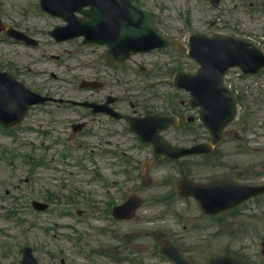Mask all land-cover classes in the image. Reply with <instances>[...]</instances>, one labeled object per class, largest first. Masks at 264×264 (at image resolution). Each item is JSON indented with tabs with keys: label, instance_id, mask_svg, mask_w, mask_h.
Wrapping results in <instances>:
<instances>
[{
	"label": "rangeland",
	"instance_id": "rangeland-1",
	"mask_svg": "<svg viewBox=\"0 0 264 264\" xmlns=\"http://www.w3.org/2000/svg\"><path fill=\"white\" fill-rule=\"evenodd\" d=\"M137 1L154 12L173 44L114 65L105 58L104 46L84 45L82 38L58 42L49 35L50 29L65 21L45 13L39 0H0L4 22L39 41L28 45L0 33V65L40 93L78 100H101L112 93L119 96L117 106L123 112L137 110L133 103L140 112L170 111L183 96L171 84L175 70L197 68L183 50L188 36L207 31L217 17L220 29L240 21L259 35L258 29L252 31L257 28L253 18L262 14L264 0H222L218 8L210 0ZM83 79L106 84L83 88ZM259 112L264 121V107ZM76 122L87 124L75 131L72 124ZM247 132L251 149L236 152L238 142L228 138L216 154L230 165L256 164L259 174L255 170L250 178L262 181L264 124L259 129L255 122ZM200 136L207 137L203 130ZM110 137L115 142L108 144ZM169 137L178 142L188 139L178 131ZM132 143L123 121L52 103L33 107L14 133L0 128V264H20L23 244L33 247L40 262L52 264H173L156 252L163 240L181 245L202 264L226 253L264 264V199L212 219L201 214L193 199L186 203L173 199L168 204L154 201V196L172 189L175 165L156 161L148 148L129 149ZM128 151L137 157L131 161ZM197 163L192 165L195 177L213 175ZM167 176L171 181L160 184ZM132 192L147 201L133 220L116 221L111 216L112 204L121 203ZM33 199L50 203V208L34 210ZM10 207L14 209L7 213ZM79 208L84 210L81 215L76 213Z\"/></svg>",
	"mask_w": 264,
	"mask_h": 264
},
{
	"label": "water",
	"instance_id": "water-1",
	"mask_svg": "<svg viewBox=\"0 0 264 264\" xmlns=\"http://www.w3.org/2000/svg\"><path fill=\"white\" fill-rule=\"evenodd\" d=\"M89 9H84L85 6ZM44 9L53 14L62 16L69 24L63 29L68 30L67 36H76L84 34L87 40L108 42L112 49L111 53L116 54L119 58L128 56L131 50H150L156 46L165 45L166 42L161 37L158 28L153 19L142 11L138 5H132L129 0H42ZM76 11H81L84 18L75 16ZM56 36H61L58 31L54 32ZM67 34V33H65ZM62 37V36H61ZM62 38H67L63 36ZM61 38V39H62ZM144 40V42H143ZM143 42V43H142ZM190 44L191 52H195L202 58L204 67L198 78L203 85L216 80V74L213 72L212 66L218 69L217 80L221 79L220 70L227 68L230 64L236 63L238 60L231 53L238 48L231 41L216 42L217 49H226L230 53H224L222 57L220 53L217 54V62L213 58V50L209 48L211 41L209 36L194 35L191 38ZM198 44L204 46V49H198ZM223 44L229 47H221ZM233 50V51H232ZM232 55V56H231ZM242 67H248V70H256L257 68L250 67V63H238ZM262 66L264 62L260 63ZM184 81L182 75H178L177 82ZM204 98L208 100L206 92ZM40 96L30 92L21 83L13 79L8 72L0 71V121L6 126H13L18 123L25 114L26 109L32 103L42 101ZM212 106L205 112L207 121L213 123L214 121L222 120L225 115V120H229L233 115L234 106L225 108L223 103L217 104V99L210 98ZM217 104V107L215 106ZM156 117H149L147 119L138 120L132 123V128L142 132L148 131L157 133L161 127H155L154 122ZM158 118V117H157ZM165 125L162 124V127ZM163 141H156V145L161 148ZM164 251H168L176 261L177 264H195L184 253L177 248L164 246ZM214 264H249L241 262L232 257L219 258L213 260Z\"/></svg>",
	"mask_w": 264,
	"mask_h": 264
},
{
	"label": "flooded vegetation",
	"instance_id": "flooded-vegetation-1",
	"mask_svg": "<svg viewBox=\"0 0 264 264\" xmlns=\"http://www.w3.org/2000/svg\"><path fill=\"white\" fill-rule=\"evenodd\" d=\"M229 33H233L234 34V32H229ZM237 33L238 34H242L243 33V29L241 28V29H239L238 31H237ZM237 34V36H243V35H238ZM236 35V34H235ZM249 77V76H248ZM231 76L229 77V81L228 82H231ZM236 90V89H235ZM236 93H237V98H238V103L239 104H241V105H246L247 104V102H248V99L246 98V95H244L243 93H242V91L241 90H236ZM251 94H253V93H251ZM261 98H262V93H260V92H257L256 93V97H254V100L253 101H251V103H260V101H261ZM250 102V101H249ZM181 105H182V107H183V109H184V113L183 112H180L179 114H180V118H181V120H180V123H181V121H183L184 122V120L186 121V120H190L191 118H196L197 117V115H198V113H199V111H198V109H191L190 107H189V105L188 104H186V102H185V100L184 99H182V101H181ZM184 114H185V116H184ZM191 115V116H190ZM192 121V120H191ZM187 122V121H186ZM249 171V169L247 168L243 173H242V177H244L245 175H246V173ZM259 199V198H258ZM263 253H264V249H263Z\"/></svg>",
	"mask_w": 264,
	"mask_h": 264
}]
</instances>
